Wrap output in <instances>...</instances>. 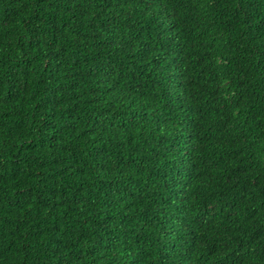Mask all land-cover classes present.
Masks as SVG:
<instances>
[{
  "label": "trees",
  "instance_id": "1",
  "mask_svg": "<svg viewBox=\"0 0 264 264\" xmlns=\"http://www.w3.org/2000/svg\"><path fill=\"white\" fill-rule=\"evenodd\" d=\"M0 264H264V0H0Z\"/></svg>",
  "mask_w": 264,
  "mask_h": 264
}]
</instances>
